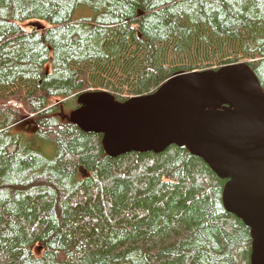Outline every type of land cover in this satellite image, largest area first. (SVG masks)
<instances>
[{
  "label": "trees",
  "instance_id": "trees-1",
  "mask_svg": "<svg viewBox=\"0 0 264 264\" xmlns=\"http://www.w3.org/2000/svg\"><path fill=\"white\" fill-rule=\"evenodd\" d=\"M200 33L196 56L182 51ZM238 63L264 90V0H0V264H250L202 160L176 146L110 158L69 121L80 93L124 102Z\"/></svg>",
  "mask_w": 264,
  "mask_h": 264
},
{
  "label": "water",
  "instance_id": "water-1",
  "mask_svg": "<svg viewBox=\"0 0 264 264\" xmlns=\"http://www.w3.org/2000/svg\"><path fill=\"white\" fill-rule=\"evenodd\" d=\"M77 103L70 123L101 136L107 157L176 146L202 160L225 181L223 209L249 230L250 264H264V90L247 64L178 73L124 102L95 91Z\"/></svg>",
  "mask_w": 264,
  "mask_h": 264
},
{
  "label": "rangeland",
  "instance_id": "rangeland-1",
  "mask_svg": "<svg viewBox=\"0 0 264 264\" xmlns=\"http://www.w3.org/2000/svg\"><path fill=\"white\" fill-rule=\"evenodd\" d=\"M80 18V15H79V13H76L74 16H73V20H77V19H79ZM35 24H40V27H42L43 29L44 28H46L47 27V25L45 24V23H43V22H24V23H22L21 24V26H22V28L25 30V31H30L31 29H33L34 28V25ZM42 25V26H41ZM197 37H200V39H197V38H195L193 41H191V42H189V46H186L187 44H185V45H183V50L182 51H189L190 52V55H195L196 56V51H198L196 48H197V43L198 44H200V42H201V44L200 45H202V39H201V37H202V33H200V35H198ZM200 41V42H199ZM164 54H166V56H168V55H170V58L169 59H174V63L175 64H177V63H179V58L178 57H176V56H173L172 54H170V49H168L166 52H164ZM181 59V58H180ZM180 64V63H179ZM96 90V89H95ZM98 90H100V89H98ZM97 90V91H98ZM12 106L13 107H15V108H20V106L19 105H17V104H12ZM72 111V110H71ZM70 111V112H71ZM66 112H68V109H66V110H64L63 111V113H66ZM28 118H30V117H28ZM43 150H42V152H43V155H44V157H46V158H51L52 157V153H53V150L52 149H49L48 147H47V145H43ZM52 152V153H51Z\"/></svg>",
  "mask_w": 264,
  "mask_h": 264
}]
</instances>
